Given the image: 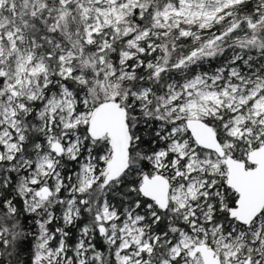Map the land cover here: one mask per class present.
<instances>
[{"label": "snow or ice", "instance_id": "snow-or-ice-1", "mask_svg": "<svg viewBox=\"0 0 264 264\" xmlns=\"http://www.w3.org/2000/svg\"><path fill=\"white\" fill-rule=\"evenodd\" d=\"M0 264H264V0H0Z\"/></svg>", "mask_w": 264, "mask_h": 264}]
</instances>
